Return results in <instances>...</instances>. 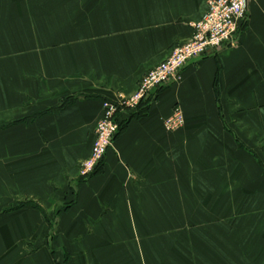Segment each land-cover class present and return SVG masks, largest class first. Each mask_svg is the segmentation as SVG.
<instances>
[{
	"label": "crops",
	"instance_id": "1",
	"mask_svg": "<svg viewBox=\"0 0 264 264\" xmlns=\"http://www.w3.org/2000/svg\"><path fill=\"white\" fill-rule=\"evenodd\" d=\"M208 1L0 0V264H58L52 227L65 264H264V230L252 254L244 225L241 263L234 219H217L219 196L228 213L242 195L248 222L255 195L264 227V0L232 43L122 114L96 174L79 173L103 103L189 42ZM215 222L229 247L198 236Z\"/></svg>",
	"mask_w": 264,
	"mask_h": 264
},
{
	"label": "built area",
	"instance_id": "2",
	"mask_svg": "<svg viewBox=\"0 0 264 264\" xmlns=\"http://www.w3.org/2000/svg\"><path fill=\"white\" fill-rule=\"evenodd\" d=\"M259 1L261 0H209L203 18L192 25L193 36L189 42L177 47L166 60L149 72L133 95L120 101H105L91 155L80 163V176L89 180L114 149L122 114L136 112L154 89L179 82L182 71L191 62L232 43L241 25L247 20L250 4ZM185 123L184 113L176 108L165 119L163 127L174 133L181 130Z\"/></svg>",
	"mask_w": 264,
	"mask_h": 264
},
{
	"label": "rangeland",
	"instance_id": "3",
	"mask_svg": "<svg viewBox=\"0 0 264 264\" xmlns=\"http://www.w3.org/2000/svg\"><path fill=\"white\" fill-rule=\"evenodd\" d=\"M231 197L232 196H219V206H220V209L219 211L217 212L218 213V218L219 219L218 221H225L224 218H228L231 220L234 219V229H235V241H237L238 239L240 240V242H235V254H236V257L238 256L239 258V262L242 263V252L244 250V246L242 245V239H243V236L246 234L245 232H242L244 231V225L245 226H249L250 228L248 229L249 233L251 234V247H250V250H251V253L253 254L254 251L257 252L258 250V239H259V234L260 232H262L264 230V227H260V223H261V216L259 211H258V202H259V196H250V216H247L245 218H248L250 217L249 221H245L243 222V210H242V201H243V196L242 195H235L234 196V210L233 211H230L227 213L226 211V204L228 203H231ZM247 199V198H246ZM223 204V205H221ZM224 209V210H223ZM224 219V220H223ZM221 222H215L214 225H216V227H204V229H202V231H198L197 234L198 236H202V235H205V236H208V235H211V236H214L215 238H219V240L221 241H224L223 242V245L226 246V247H229L230 244H228L226 242L227 240V237L225 236L226 235V229H227V225L225 222L224 224H222ZM247 222V223H246ZM219 223V224H218ZM205 225H208L207 223H205ZM264 226V224H263ZM193 230H195V228H193ZM48 240L49 241H45V238H44V241L45 242H48V243H45L43 242L42 243V246L44 249H48L50 252H52L53 255L56 256V262H58V264H65L64 263V254H61L62 251H65V249L63 248L64 244L62 243H57V242H53L51 243L50 242V239L53 238V236H56L57 234V229L56 227H52L51 228V231L49 230L48 232ZM194 233V232H193ZM195 234V233H194ZM51 235V237H50ZM209 238V236H208ZM47 239V238H46ZM210 239V238H209ZM54 241V240H53ZM196 245V244H195ZM49 246V247H48ZM202 245H198V247H200V249H202L201 247ZM247 248V246H246ZM27 250L28 251H34V247H33V244H30L28 243L27 244ZM209 263V262H208ZM236 264H237V261H236Z\"/></svg>",
	"mask_w": 264,
	"mask_h": 264
},
{
	"label": "trees",
	"instance_id": "4",
	"mask_svg": "<svg viewBox=\"0 0 264 264\" xmlns=\"http://www.w3.org/2000/svg\"><path fill=\"white\" fill-rule=\"evenodd\" d=\"M124 128H125V123L124 122H121V124H120V131H119L118 134H120L124 130Z\"/></svg>",
	"mask_w": 264,
	"mask_h": 264
}]
</instances>
